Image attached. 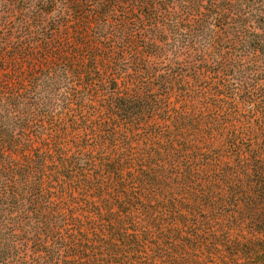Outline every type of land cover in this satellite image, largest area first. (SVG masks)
I'll return each mask as SVG.
<instances>
[{
  "label": "trees",
  "instance_id": "trees-1",
  "mask_svg": "<svg viewBox=\"0 0 264 264\" xmlns=\"http://www.w3.org/2000/svg\"><path fill=\"white\" fill-rule=\"evenodd\" d=\"M27 10L22 41L0 21V210L24 201L44 215L37 245L49 264H203V247L264 264V85L225 82L224 70L214 82L204 52L179 43L166 55L158 50L176 40L127 36L122 59L161 70L118 88L93 58L118 52L86 38L67 53L47 37L44 11ZM38 81L72 82L64 104L31 100L26 82ZM74 82L101 106L84 111ZM96 82H112L108 94Z\"/></svg>",
  "mask_w": 264,
  "mask_h": 264
},
{
  "label": "rangeland",
  "instance_id": "rangeland-1",
  "mask_svg": "<svg viewBox=\"0 0 264 264\" xmlns=\"http://www.w3.org/2000/svg\"><path fill=\"white\" fill-rule=\"evenodd\" d=\"M6 6L20 8H14L11 15L4 18L9 13L3 12ZM32 7L44 11L41 18L47 28V37L50 36L67 53L76 51L77 54L84 49L82 43L86 38L95 42V52H118L114 61L93 56L97 68H106L107 73L115 72L113 77L118 88L125 85L141 87L139 85L148 80L145 74L161 70L160 63L141 66L122 59L119 51L127 46H121L127 36H135L137 45L139 38L151 37L158 45L165 40H176V44L158 50L166 55L182 48L180 44L192 53L204 52L209 68L213 69L210 76L214 82L224 70L225 82H261L264 85V0H0V21H13L12 36L19 41L24 33L23 28L20 32L19 20L29 22L31 13L27 9ZM118 22H122L119 29L116 27ZM256 34L259 43L255 45L252 41ZM24 46L22 44V48ZM66 76L68 79L74 77L69 72ZM26 83L30 85L28 97L31 100L46 101L49 105L56 100L60 107L67 96L66 87L72 82ZM74 83L80 90L78 100L86 104L84 111L87 107L91 111V108L101 106L99 101L87 99L86 91L78 82ZM96 83L99 97L108 94L104 87L112 82ZM90 95L94 93L91 91ZM2 120L3 126L9 128V122ZM38 145L40 143H33L31 148ZM39 178L44 205L46 193L51 190L50 181L46 171L39 174ZM38 217L44 220L42 213L35 214L32 206L24 201L11 210H0V264H49L45 249L39 250L37 245V237L42 238ZM46 246L44 240L43 247ZM206 249L203 247L201 253L195 254L196 259L202 258L203 264L236 263L225 248Z\"/></svg>",
  "mask_w": 264,
  "mask_h": 264
}]
</instances>
